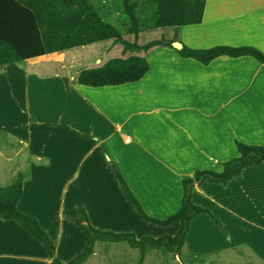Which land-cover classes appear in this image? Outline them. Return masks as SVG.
<instances>
[{"label": "crops", "instance_id": "crops-1", "mask_svg": "<svg viewBox=\"0 0 264 264\" xmlns=\"http://www.w3.org/2000/svg\"><path fill=\"white\" fill-rule=\"evenodd\" d=\"M6 9L0 7L1 34L20 44ZM178 41L195 50L249 46L264 54V0H206L202 23L181 28ZM122 51L107 40L0 66V137L9 146L15 142V157L26 152L28 167L18 209L39 221L63 263L87 243L73 222L80 208L95 228L138 240L179 230V222L141 219L109 160L147 215L166 220L181 207L182 180L198 170L223 171V163L239 156L236 141L264 146V64L225 55L203 65L174 47H159L145 55L149 71L137 82L77 83L81 71L125 58ZM23 171L19 165L15 174ZM192 201L220 223L206 214L195 218L184 253L196 261L245 246L264 259V162L225 185L196 187ZM0 264L51 259L17 221L0 219Z\"/></svg>", "mask_w": 264, "mask_h": 264}, {"label": "trees", "instance_id": "trees-1", "mask_svg": "<svg viewBox=\"0 0 264 264\" xmlns=\"http://www.w3.org/2000/svg\"><path fill=\"white\" fill-rule=\"evenodd\" d=\"M142 4L147 8H154L149 24L151 30L174 28L173 38L162 37L159 40L140 44L139 35L145 27L138 14L140 3L132 0H121V6L128 24L127 34L135 37L133 42L125 40L115 25L103 19L92 0H0V7L7 8L8 16H10L8 23L14 24L10 27L14 31L13 35H17L15 32L17 29L20 37V44H18L13 39L8 40L2 36L0 30V66L21 64L27 59L44 54L114 40V43L123 46L122 53L127 56L111 59L98 68L81 71L77 77V83L99 88L137 82L149 71V63L145 55L155 48H173V43L179 42L178 32L181 28L202 23L206 0H142ZM2 42L8 45V49L2 45ZM178 52L182 57L194 59L203 65H208L225 55L233 58L250 56L264 64V54L249 46H216L195 50L183 45ZM236 148L239 156L223 163V171L198 170L192 177L182 180L181 207L177 213L166 220H158L147 215L116 163L109 160V166L125 197L139 217L148 223L160 226L179 222V230L174 236L164 235L157 239L146 236L138 240L133 233L99 230L91 224L85 209L80 208L79 216L73 222L84 231L87 243L80 254L68 263H63L56 254L53 240L41 227L39 221L18 209L23 189L22 176L10 185L0 187V219L17 221L39 240L47 250L51 264H85L95 254V247L99 242H125L131 248L138 249L142 259L149 252L161 249L181 256L184 254L191 222L195 218L206 214L218 222L209 210L193 203L192 195L195 188L206 182L225 185L240 177L245 168L264 162V146L247 145L236 141Z\"/></svg>", "mask_w": 264, "mask_h": 264}, {"label": "rangeland", "instance_id": "rangeland-1", "mask_svg": "<svg viewBox=\"0 0 264 264\" xmlns=\"http://www.w3.org/2000/svg\"><path fill=\"white\" fill-rule=\"evenodd\" d=\"M92 1L96 5L101 16H103V19L115 25L122 33L125 40L129 42H133L135 40L133 35L127 34L128 24L126 17L122 12L121 0ZM132 1L140 3L138 14L144 24L143 26L145 27V31L143 30V32L139 35L140 43L145 44L149 41L159 40L162 37L169 39L172 38L171 35L173 30L175 32L174 28L151 30L149 27L154 8H147L144 4H142V0ZM1 138L2 137H0V187L10 185L19 176L25 177L28 174V167L26 159L24 158L26 152L19 157H15V149H12L15 148V142L9 146L10 143H8L7 140L3 141ZM19 165H23L25 169L21 175L19 172L15 174ZM217 223L220 222L218 221ZM95 252L96 253L92 255L85 264H264L262 256H258V254L261 253L250 251L245 246H233V248L226 251H217L210 254L198 255L196 261L193 260V255L189 253L187 249H185L186 253L181 256L170 254L164 249L154 250L149 252L145 258L142 259L140 251L138 249L131 248L125 242L97 243Z\"/></svg>", "mask_w": 264, "mask_h": 264}, {"label": "water", "instance_id": "water-1", "mask_svg": "<svg viewBox=\"0 0 264 264\" xmlns=\"http://www.w3.org/2000/svg\"><path fill=\"white\" fill-rule=\"evenodd\" d=\"M173 47L179 50L182 48V45H181V43L176 42V43H173Z\"/></svg>", "mask_w": 264, "mask_h": 264}]
</instances>
